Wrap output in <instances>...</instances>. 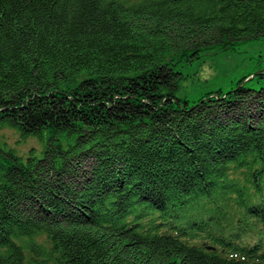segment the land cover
I'll return each mask as SVG.
<instances>
[{
  "label": "trees",
  "instance_id": "obj_1",
  "mask_svg": "<svg viewBox=\"0 0 264 264\" xmlns=\"http://www.w3.org/2000/svg\"><path fill=\"white\" fill-rule=\"evenodd\" d=\"M259 39L264 0H0V127L41 146L0 148V264H264V85L178 92Z\"/></svg>",
  "mask_w": 264,
  "mask_h": 264
},
{
  "label": "rangeland",
  "instance_id": "obj_2",
  "mask_svg": "<svg viewBox=\"0 0 264 264\" xmlns=\"http://www.w3.org/2000/svg\"><path fill=\"white\" fill-rule=\"evenodd\" d=\"M181 64L186 65L181 68L183 78L178 82V92L188 98L216 89L221 92L229 90L240 79H243L242 84L257 89L264 85V39L236 43L229 50L207 49L195 61ZM177 68L180 71V63ZM37 145L34 138L20 140L10 128L0 127L1 149L13 150L22 157L33 147L35 156L39 157L41 146ZM225 195L220 187H216L210 195L215 201H199L201 209L195 216L213 215L214 205L231 209L234 206L232 198L225 203L220 200Z\"/></svg>",
  "mask_w": 264,
  "mask_h": 264
},
{
  "label": "water",
  "instance_id": "obj_3",
  "mask_svg": "<svg viewBox=\"0 0 264 264\" xmlns=\"http://www.w3.org/2000/svg\"><path fill=\"white\" fill-rule=\"evenodd\" d=\"M242 84V83H241Z\"/></svg>",
  "mask_w": 264,
  "mask_h": 264
}]
</instances>
